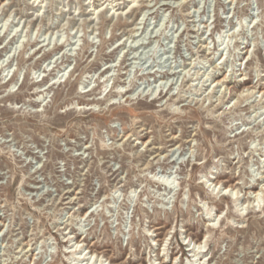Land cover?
<instances>
[{"label": "rangeland", "instance_id": "374dc122", "mask_svg": "<svg viewBox=\"0 0 264 264\" xmlns=\"http://www.w3.org/2000/svg\"><path fill=\"white\" fill-rule=\"evenodd\" d=\"M207 263L264 264V0H0V264Z\"/></svg>", "mask_w": 264, "mask_h": 264}, {"label": "bare ground", "instance_id": "6f19581e", "mask_svg": "<svg viewBox=\"0 0 264 264\" xmlns=\"http://www.w3.org/2000/svg\"><path fill=\"white\" fill-rule=\"evenodd\" d=\"M108 69H109V67H108ZM106 72V71H105ZM221 81H223V79H219V80H217V81H215V83H216V85L219 83V82H221ZM223 188H225L226 190L227 189H230V190H233L234 188L233 187H231V185H228V186H224ZM251 188H253V186H251ZM250 188V189H251ZM262 188V187H261ZM252 194H255V196H257L258 195V191H253V192H251ZM200 244H201V242H199V244H198V246H200ZM197 249L195 248V250H194V248H192L191 250H189V251H192V252H197L196 251ZM199 250V249H198ZM198 253H201L200 252V250L197 252V253H195V254H198ZM197 256V255H196ZM176 259V258H175ZM201 259V258H200ZM165 262V261H164ZM200 262V261H199ZM208 264V263H207Z\"/></svg>", "mask_w": 264, "mask_h": 264}]
</instances>
